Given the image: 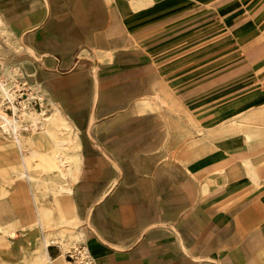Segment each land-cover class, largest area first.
<instances>
[{
  "label": "crops",
  "instance_id": "0c3cea01",
  "mask_svg": "<svg viewBox=\"0 0 264 264\" xmlns=\"http://www.w3.org/2000/svg\"><path fill=\"white\" fill-rule=\"evenodd\" d=\"M101 1L107 7L114 2L122 21L127 8H141L135 4L138 0ZM26 5L21 14L10 13L5 18L0 15V21L4 22L14 38L39 30L45 22L42 0H28ZM123 24L122 28L116 25L120 34L125 33L124 21ZM58 25L55 26L58 31L51 36L44 35L43 27L42 32L36 31L39 42L52 45L61 43L64 35L60 33L62 26ZM257 38L253 33L248 34L243 44L246 47L258 46ZM17 46L24 49L19 42ZM27 51L33 55L31 49ZM260 53L264 54V50L260 49ZM95 57L94 74L98 68H109L114 60L112 52L101 49L95 50ZM256 57L258 59L250 57L255 61L251 65L247 63L249 56L230 54L228 70L239 72L245 68L244 75L234 80L226 94L219 98L221 100L200 106L214 113L213 122L206 127L208 132L223 127L226 121L220 116L228 111V114L231 113L228 122L238 128V135L233 134L211 145L203 141H190L185 149L193 152L194 157L201 154L237 156L247 149L244 145L250 141L262 138L260 145L264 143V61ZM221 64L217 66H224ZM63 65L70 67L68 63L59 61L58 65L52 60H47L46 67L41 65L44 71L39 73L40 83L51 95L52 102L59 100L56 95L58 90L68 92L85 82L87 72L84 63L78 62L75 70L70 69L62 75L56 73L58 67ZM27 76L29 79L34 77ZM164 93H167L165 99L158 101L157 98L163 97L158 94ZM171 93V89L155 91L151 98L141 100L135 111L138 116L149 112L159 114L161 110L166 113L161 122L164 148L168 151L173 150L176 143L187 135L179 122L180 116L172 115L173 111L185 112L181 96L177 102ZM55 102L51 103L49 109V102L46 101L47 110L55 113L53 122L60 116L71 128L76 150L74 154H68L73 155L75 164L68 165L69 177L62 182L60 176H57L58 179L49 178V184L39 186L35 196L32 175L25 169L24 156L40 154L43 157L48 153L44 159L47 169L63 174L67 166L63 150L73 145L72 140L60 137L58 128H50L51 134L45 135L43 132H48L45 127L44 131L34 133L33 142L42 146H37L31 153L27 151L23 154L17 147L19 152L8 154L6 146H2L6 147L3 152L0 148V189L7 188L6 195L0 198V264H43L40 252H43L47 264H65L61 246L58 252L54 246L45 245L44 229L47 227L52 228L53 235L65 232L68 242L85 243L94 264H264V188L254 193L249 184L259 187L261 181L264 182V168H258V165H264V158L242 160L244 174L229 170L222 175L221 171L213 170L215 166L212 163L200 165V182L192 185L198 190L193 201L176 194L178 184L188 187V179L177 184L165 175L162 178L159 170L151 169L149 175H143L137 171L121 172L116 166L120 170L118 174L101 149L81 148L75 126ZM92 120L93 117L90 118ZM42 124L45 126L44 120ZM203 129L196 128L201 133ZM27 136L25 134L22 139ZM2 143L0 140V147ZM58 156L63 159L64 166L59 165L56 160ZM17 160H21L23 171H18L17 165L13 167L12 162ZM181 168L184 174V168ZM7 179L13 180L11 185ZM117 181L122 186L111 197L110 184ZM49 188H53L54 195L51 194L52 190L42 195ZM78 190L84 196L81 201L76 197ZM83 221L90 226L86 231L81 228Z\"/></svg>",
  "mask_w": 264,
  "mask_h": 264
},
{
  "label": "rangeland",
  "instance_id": "374dc122",
  "mask_svg": "<svg viewBox=\"0 0 264 264\" xmlns=\"http://www.w3.org/2000/svg\"><path fill=\"white\" fill-rule=\"evenodd\" d=\"M27 1L0 0V15L5 18L10 13L21 14ZM42 3L45 22L33 33L16 35V39L4 22L0 21V69L7 73L9 68L17 67L24 74L34 76L29 79V85L49 102L50 109L51 103L54 104L55 101L52 102L51 95L40 83L39 73L44 71L41 65L46 67L47 60L58 65L59 61L68 63L69 68L65 65L58 67L56 73L62 75L70 69L75 70L78 62L84 63L87 72L85 82L77 84L68 92L58 90L56 95L59 100L55 103L71 119L81 148L101 149L110 158L118 174L121 170L125 173L137 171L149 175V170L155 169L160 171L162 178L165 175L177 184L188 179V187L178 184L176 194L194 201L198 190L192 185L200 182V165L212 163L215 166L213 170L221 171L222 175L229 170L244 174L242 160L264 158V153L258 156L264 151V143L260 145L262 138L246 143L244 146L247 149L240 155L231 157L213 154L194 157L193 152L185 149L190 141H203L206 145H211L233 134L238 135V128L228 122L231 119L228 111L220 116L226 121L223 127L208 132L206 127L213 122L214 113L211 114L212 110H203L200 106L221 100L219 98L226 94L234 80L239 75H244L245 68L239 72L228 70L230 54L240 53L249 58L258 56L264 61V54L260 53V49L264 50V0H138L135 4L141 8L126 9L123 20L125 33L122 34L116 30V25L122 28L124 24L114 2L109 7L101 0H42ZM5 23L8 24L7 21ZM57 24L62 26L60 33L64 35L60 39L61 43L52 45L39 42L36 31L42 32L44 28V35L51 36L58 31L55 27ZM251 33L258 37L256 41L259 45L246 47L244 39ZM17 42L24 49L19 48ZM27 49H31L33 55ZM97 49L112 52L114 60L109 68H98L94 74L92 70L96 65ZM220 63L224 66L219 67ZM247 63L252 65L255 61L250 58ZM166 89H171V95L177 102L181 96L185 112L172 110V115L180 116L179 122L187 131V135L169 151L164 148V128L161 122L166 113L162 110L159 114L149 112L144 116L135 113L136 105L141 100L151 98L155 91ZM166 94H158L163 97L157 100L163 101ZM54 114L47 110L43 120L48 132L44 134L50 135V128H58L60 137L71 139L73 145L63 150L67 162L63 174L47 169L44 159L48 153L43 157L40 154L24 156L25 169L32 175L31 184L34 186L35 196L39 186L49 184V178L60 176L62 182L69 177L71 173L68 165L75 164L73 155L68 154H74L76 150L72 130L60 116L53 122ZM197 127L204 128L203 133L197 132ZM34 133L36 132L28 133L22 139L23 154L42 146L33 142L36 136ZM0 140L3 142L0 147L2 152L6 147L8 154L19 152L11 140ZM12 165L14 168L17 165V170L23 171L21 160L12 162ZM116 166L120 168L119 171ZM181 167L184 168L186 177ZM258 168L262 169L264 165L260 164ZM164 170L167 172L164 173ZM19 177L18 175V180ZM243 179L247 180L244 176ZM210 181L214 182V179ZM12 182L13 180H8L9 185ZM249 184L254 193L264 188L262 181L259 187H254L250 182ZM120 186L122 185L118 181L111 183L109 196H115ZM26 189L30 197L29 190L27 187ZM6 190L7 188L0 189V198L6 195ZM53 192V188H49L42 195H54ZM76 197L78 201L84 199L80 190L76 192ZM88 225L83 221L81 228L86 231L90 227ZM44 231L45 245L53 241L67 250L77 244L68 242L65 232L53 235L50 227ZM39 243L42 248L41 238ZM42 253H39L41 260L43 259V264H47Z\"/></svg>",
  "mask_w": 264,
  "mask_h": 264
},
{
  "label": "built area",
  "instance_id": "2783aa9c",
  "mask_svg": "<svg viewBox=\"0 0 264 264\" xmlns=\"http://www.w3.org/2000/svg\"><path fill=\"white\" fill-rule=\"evenodd\" d=\"M46 113V101L29 85V77L20 68L11 67L7 73L0 69V138L19 148L25 134L41 127ZM50 246L60 252L59 246ZM64 260L65 264H94L84 244L70 247Z\"/></svg>",
  "mask_w": 264,
  "mask_h": 264
},
{
  "label": "bare ground",
  "instance_id": "6f19581e",
  "mask_svg": "<svg viewBox=\"0 0 264 264\" xmlns=\"http://www.w3.org/2000/svg\"><path fill=\"white\" fill-rule=\"evenodd\" d=\"M39 97H41V98H43L42 97V95H39ZM45 130V126L43 125V124H41V127L39 128V129H37V130H33L34 132H36V131H44ZM33 131H31V132H33ZM31 132H29V133H31ZM43 133H45V132H43ZM7 140V139H6ZM61 143V142H60ZM19 150L21 151L22 149V145L20 144V146H19ZM54 149V148H53ZM55 158V157H54ZM56 160L58 161V163H59V165L60 166H64L65 165V163H64V161H63V159L60 157V156H58V157H56ZM57 245V246H61L60 244H58V243H56V242H49V244L48 245ZM81 244H84L85 246H86V244L85 243H79V244H75V245H73V246H71V247H76V246H78V245H81ZM48 245H46V246H48ZM86 248H87V246H86ZM69 249V248H68ZM67 249V250H68ZM88 249V248H87ZM67 250H64L63 251V253H65V251H67Z\"/></svg>",
  "mask_w": 264,
  "mask_h": 264
}]
</instances>
